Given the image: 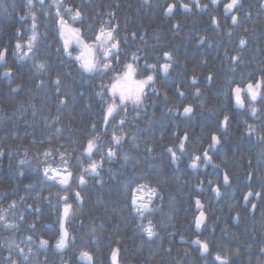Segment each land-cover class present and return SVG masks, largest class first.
Segmentation results:
<instances>
[{"label": "trees", "instance_id": "1", "mask_svg": "<svg viewBox=\"0 0 264 264\" xmlns=\"http://www.w3.org/2000/svg\"><path fill=\"white\" fill-rule=\"evenodd\" d=\"M174 1L61 0L60 11L66 20V7L83 13L82 22L73 26L83 30L88 43L102 24L107 26L105 22L111 21L112 25L120 26L116 35L122 49V63H133L132 56L135 54L140 57L135 63L143 70L145 60L148 64L165 63L164 52H172L174 57L169 73L162 75L157 72V91L149 90L143 109L128 104L126 112L120 111L115 118H110L103 130L104 109L106 102L111 101L107 88L101 85H110V77L114 73H83L78 63L64 53L56 28L54 0H44L43 5L34 0L32 11L37 15L39 33L35 56L23 65L19 75L14 71L11 83L2 75L6 67L16 69L21 63L11 54L13 45L18 39H28L32 21L30 18L20 19L27 12L26 0H0V47L10 48L6 63L0 66V150L4 152L0 158V214L18 224L17 228L6 229L0 222V264H9V250L20 264H45V261L47 264H63L64 261L67 264H83L79 258L82 250L93 254L94 264H110V253L115 247L120 248L122 264H200L189 248L191 246L178 242L181 236L189 240L192 234L197 233L194 226L198 213L194 199L197 197L209 205V216L218 215L228 220L223 229L264 231V212L245 218L247 214L235 213L239 216L238 222H235L232 219L235 215L230 216V203L225 195L217 197L211 189L213 185H209V181L216 182L215 177L209 180L214 171L202 169L203 162L196 169L189 166L192 156L202 155L211 143L210 135L222 133L219 120L226 114L234 115L232 109L226 108L231 103L230 89L220 87L217 77L219 35L211 22L216 13L212 9L207 10L205 37L208 40L200 44L199 38L195 37L198 30L194 27L187 29L182 25L184 27L173 31L167 27L168 23L159 29L152 26L153 18L161 22L163 18L167 22L170 20L163 12ZM112 13L114 15H110ZM141 14L144 15L143 21ZM69 23L72 21L69 20ZM16 29H23L24 35L16 36ZM132 33L136 34L135 37ZM142 38L146 47L141 52ZM173 38L177 42L172 49L169 40ZM77 51L73 46L74 56ZM40 62L47 67L38 71L35 65ZM113 65L118 67L115 61ZM206 72L213 76L211 83L204 76ZM148 74H151L150 70L143 71V75ZM194 76L196 84L191 82ZM57 77L61 82L60 93L56 92ZM17 84L22 86L21 90L12 92ZM197 88L200 95H196ZM178 90L185 95L180 96ZM99 92L105 93L103 97L97 95ZM65 96L67 102L61 105L59 101ZM189 104L194 106V114L181 117L177 110L180 113ZM121 119L124 120L123 125L119 124ZM232 122L235 123L232 127L235 134L246 137L258 133L264 135V126L247 133L248 127L241 119ZM185 131L189 133L186 154L181 157L176 169L167 148L178 145ZM113 134H123L119 145L114 143ZM93 137L99 151H94L89 158L84 149ZM243 141L238 136L235 142L232 141L222 163L214 157L223 171L243 167L239 163L240 153L254 149L249 147L252 140ZM261 143H257L258 150L264 152ZM109 148L116 152L111 159L106 155ZM149 148L152 151H148ZM46 151L51 153L50 157L44 156ZM61 154L73 174L68 189L72 213L67 228L70 236L75 238L64 253H58L54 247L60 234L58 217L62 210L56 194L63 195L64 191L59 184L45 181L43 177V169L49 165L64 167ZM177 154L180 155L179 151ZM125 155L129 157L127 161ZM101 159L104 163L99 170V178L83 171L92 161L99 162ZM20 160L28 163L21 166ZM21 171L23 175L19 174ZM80 175L86 180L82 186L77 179ZM137 183H148L160 192L155 201L157 211L149 217L156 225L159 236L151 240L138 228L140 221L129 206L125 192V185L134 188ZM197 185H201L203 190ZM74 191L81 193L83 202H77ZM13 201L17 206L10 209ZM5 209L8 211L5 212ZM20 216L23 220L19 219ZM30 224H34L35 228H30ZM28 236L33 238L32 242L25 239ZM41 237L49 241L46 248H41L38 243ZM14 245L24 248L25 252L32 248L28 261L23 260ZM10 246L13 247L10 249Z\"/></svg>", "mask_w": 264, "mask_h": 264}, {"label": "snow or ice", "instance_id": "2", "mask_svg": "<svg viewBox=\"0 0 264 264\" xmlns=\"http://www.w3.org/2000/svg\"><path fill=\"white\" fill-rule=\"evenodd\" d=\"M40 4H44V0H39ZM221 2V0H211L213 5H217ZM241 0H229L228 3L224 4V12L226 15H231L232 24L238 25L240 23V19L238 14H234L240 5ZM54 4L56 7L55 17H56V28L59 35V38L62 40V48L64 53L68 57H72L77 63L79 68L83 73H87L89 75L94 74H107L109 72L114 73L113 76L110 77L112 81L110 85L105 86L101 85L102 88H107V92L110 93L109 100L111 102H106V107L104 109L103 120L105 125L109 123V118H115V115L119 114L120 111L127 110V105L131 104L136 108L143 109L145 97L147 96L149 90L152 92H156L155 88L156 83V74L159 71L162 74L169 73L170 69L173 66V54L172 52H164L162 54L163 59L166 61L162 64H148L147 60H145L144 69L142 70L136 61H139L140 57L133 54L132 60L133 63H122L120 61V56L122 55V49L120 47V40L117 38V32L119 31V25H112L111 21L105 22V25H101L99 30L93 34L91 38V43H88L85 40V33L79 27H74L73 25L76 22H82L83 13L79 9H73L72 7L64 8V12L68 14V20L64 18V15L61 14L60 8L62 6L61 0H54ZM195 5L198 8L206 9L208 5H202L200 0H195ZM27 12L24 15L20 16L21 20H25L30 18L32 23L30 25L31 35L28 37L26 41H21L18 39L13 45L14 51H12V55L18 59L20 64H18L16 69L12 67H6L2 75L9 80V83L12 82V77L14 71L19 75L21 73L22 67L24 64L28 62V60L32 59L35 56V46L38 39L39 33L37 32V15L34 11H32L34 7V0H26ZM176 3H169L164 9V14L167 16H172L175 14V10L177 9ZM180 8H183L187 11H191V5L181 2L179 4ZM261 7L264 8V3L261 4ZM114 15V13L110 14ZM249 16L251 13L248 14ZM69 20L72 23H69ZM212 24L219 27V20L216 17L212 18ZM179 24L175 25L178 27ZM247 31V29H245ZM16 36L21 37L24 35L23 29H16ZM231 35V32L228 33ZM135 33H132V36L135 37ZM208 40L207 37H200V43L203 44ZM247 41L244 38L239 40V45L243 48L246 45ZM73 46L78 51L75 56L73 55ZM27 49L26 51L24 49ZM59 51V49H58ZM10 53V48L8 46L0 47V66H3L6 63L7 57ZM231 60L236 63L241 61V57L239 55L231 57ZM113 61L116 62L118 67H114ZM36 69L42 70L47 67V65L43 62L37 63L35 65ZM150 70L151 74L143 75V71ZM142 77V78H138ZM209 83L212 82L213 76L209 74L206 78ZM193 84H196L197 79L194 76L191 81ZM43 81L40 82L43 85ZM60 79L57 77L55 81L56 92L60 93ZM22 86L17 84L13 91L21 90ZM179 91V90H178ZM231 95L235 101V104L239 108L245 107V97H247L248 103L251 105L250 111L251 115L256 116L258 113L257 107L255 104L257 102L264 103V76L260 77L256 80L255 83L251 81H245L244 87H241L240 84H235L234 87L230 89ZM105 93L99 92L98 96L103 97ZM165 95H167L165 93ZM180 96H184L185 93L183 91H179ZM196 95H200V89H196ZM67 97L61 99L59 103L61 105L66 104ZM194 106L189 104L183 107L182 113H177L183 115L184 117H190L194 112ZM171 111V110H169ZM58 121V117L55 118ZM231 121V117L229 115H224L223 120L220 122V128L223 130H227L229 123ZM120 125L124 124V120L121 119L119 121ZM95 128V125L92 126ZM249 133L253 131L252 126L248 128ZM176 135V134H174ZM123 136V134H122ZM122 136H116L113 134V141L115 144L119 145L122 140ZM258 139L264 140V136H258ZM189 140V133L187 131L183 132L182 138L180 139L178 145L170 146L167 148V152L170 154V160L172 163H179L181 157L186 154V142ZM211 143L208 145V148L205 149L202 155H193L190 163V167L193 169L199 168L200 162L203 160V166L207 167L209 163L212 162V156L209 155V151L215 149L218 145L221 144V137L215 133L210 135ZM94 151H99V146L97 144L96 138L93 137L87 141V146L84 149L91 158ZM148 151H152L151 148ZM179 151L180 155L177 154ZM3 150H0V156H3ZM106 155L109 159L116 156V152L113 149H107ZM45 157H50V152L44 153ZM125 161L129 159L127 155L124 157ZM28 161L20 160L19 164L21 166L27 164ZM61 163L64 165L63 168L52 167L51 165L45 167L43 169V177L45 181H52L54 183L59 184L64 194L61 195L57 193L58 203L62 204L61 214L58 217V227H59V238L55 241V249L58 252H64L70 242L74 241V237L70 236V233L67 228V222L69 216L72 213V204L68 202L69 195L68 189L71 187L70 181L72 179V172L67 168V161L63 159V154H61ZM104 161L101 159L99 162L92 161L86 168L83 169L84 172L90 173L94 177H100V168L103 165ZM218 167V166H217ZM23 175V171L19 173ZM79 185L86 184L85 177L80 175L77 177ZM252 179V173L249 172L247 174V180L250 182ZM223 184L226 187H231V178L228 173L225 171L222 176ZM100 183H103L102 179H99ZM209 183H213L209 181ZM28 187H33L29 185ZM198 188L202 189L201 185H197ZM217 197L221 195L220 185L216 184V186L212 189ZM125 192L127 193L129 199V206L131 207L133 213L137 216L140 223L137 225L140 229L141 233L146 236L147 239L151 240L159 236L158 231L156 230V225L153 224L152 220L149 218L153 213L157 211V206H155L156 199L160 196L159 189L156 187H150L148 183H137L134 188L130 185H125ZM51 195V194H50ZM74 197L77 202H83V197L79 191H74ZM261 198L260 192H253L249 187V190L243 196V202L245 206H248L251 199H259ZM23 199V197L21 198ZM195 204L197 209H199V216L194 219V224L197 230L201 229L207 220V216L204 209V205L201 203L199 198L195 199ZM16 201H13L11 205H9L10 209H14L16 207ZM31 208V205H28ZM257 205L255 203H251L250 210L255 212ZM5 212L8 209L4 210ZM38 212L39 209H36ZM20 220H23V216L19 217ZM237 222L239 220V216L234 218ZM147 220V223H145ZM0 222H3V227L6 229H14L18 227V224L14 221L8 220L5 215L0 214ZM30 228H35L34 224L29 225ZM49 227H51L49 225ZM95 229H93V233ZM28 242H32L33 238L28 236L25 238ZM185 238L181 236V240L183 241ZM41 248H46L49 245V241L44 238H39L38 241ZM192 244H195L199 247V250L203 254H208L210 251V245L206 240H201L199 237H196L191 241ZM13 246H10V249ZM16 251L23 258L24 261L29 260V255L32 254V248L29 247L27 252H25L24 248L19 247L18 245H14ZM170 251V249H169ZM238 251V250H237ZM261 253L264 254V247L260 249ZM119 253L120 248L116 247L112 249L110 255L111 264H119ZM79 258L82 260H86L87 264H94V257L90 251L82 250L79 253ZM9 264H20L13 257V253L9 250L8 253ZM232 264L230 258L228 256H222L219 253H216L213 257V264ZM47 264V261H45ZM63 264H67V261H64Z\"/></svg>", "mask_w": 264, "mask_h": 264}, {"label": "flooded vegetation", "instance_id": "3", "mask_svg": "<svg viewBox=\"0 0 264 264\" xmlns=\"http://www.w3.org/2000/svg\"><path fill=\"white\" fill-rule=\"evenodd\" d=\"M181 2L191 5V11L180 8L179 4ZM228 2L229 0H221L219 4L213 5L211 0H200L202 5H208L206 9H201L196 7L195 0H175L172 2L176 3L178 6L175 10V14L167 16L163 12L164 16L170 20L167 22L163 18L161 22L157 18H153L154 23L152 26L159 29L164 28V25L168 23L167 27L173 31L174 29H180L184 26L187 29L194 27V29L198 30L195 37L199 38L200 43V37H205L206 33L207 10L212 9L216 14L211 17V22L213 17L219 20V27L217 28L215 26L219 35V54L216 59L217 77L220 87H227L229 90L234 87L235 84H240L241 87H244L245 81L255 83L257 79L264 76V24L262 23L264 19V8L261 7L264 0H241L238 9L234 13L238 14L240 23L235 26L232 24L231 15H226L224 12V4ZM249 13H251L250 16L248 15ZM141 16V20L143 21L144 15L141 14ZM177 23L179 26L175 27ZM245 29H247V31H245ZM229 32H231V35L228 34ZM241 38L247 41L243 48L239 45V40ZM176 42L174 38L170 39L169 47L173 49ZM144 46L146 47V41L142 38L140 40L141 52L145 50ZM183 50L185 51L184 48ZM179 51L182 50L180 49ZM237 55L241 57V61L234 63L231 57ZM141 57L143 58V56ZM14 58L17 59L16 57ZM203 62L206 63L205 61ZM207 75L208 73L206 72L204 76L207 77ZM230 96L231 103H228L229 105L226 108L232 109L234 116H230L231 121L226 131L221 129L218 125L222 133L220 135L218 133L215 134L221 137L222 142L215 149L209 151V155L212 156L213 164L209 163L207 165L209 167L203 166L202 169L214 171V174L209 180L215 177L216 182L209 183V185H213L211 189H213L216 184L220 185L221 195H225L227 202L230 203V216H234L235 213L241 212L242 214H247L244 215V218L252 217L258 212L259 215L264 212V152L258 150L259 144H257L258 142H262L261 146L264 147V140L258 139V136L264 135L258 133L257 135L246 137L245 135L240 136L239 134H235L232 129L235 123H233L232 120L241 119L245 126L248 128L252 126L253 131H257L256 127L264 126V103L257 102L255 104L258 113L256 116H253L251 115V105L248 103L247 97H245V107L239 108L235 106L231 91ZM222 120L223 119L219 120V124ZM247 133H249L248 129ZM237 136L243 139V142L252 140L249 147L254 149L240 153L239 156L241 160L239 163L243 164V167L237 166L233 170H225L227 173L229 172L228 175L231 178V187H226L222 181V176L225 171L219 166V163L214 161V157H217L222 163V161L226 159L225 157L227 151L231 148L232 141L235 142ZM207 148L208 145L206 146V149ZM201 162H203V160ZM249 172L252 173L250 182L247 180V174ZM249 187L253 192H260L261 198L251 199L249 205L245 206L242 198L249 190ZM251 203L257 205L255 212L250 210ZM203 205L207 220L197 233L190 236L192 238L189 239L188 242L185 241L191 246L189 248L196 254L197 261H199L200 264H213V257L216 253L222 256H228L232 264H264V254L260 251V249L264 247V231L248 232L225 230L223 229L224 223L228 220L218 215L209 216L207 214L209 205H206V203H203ZM235 217L237 216L235 215L232 219ZM258 218H260V216H258ZM234 221L237 222L235 219ZM196 237H199L201 240H206L209 243L210 251L208 254L201 253L199 247L191 243Z\"/></svg>", "mask_w": 264, "mask_h": 264}, {"label": "water", "instance_id": "4", "mask_svg": "<svg viewBox=\"0 0 264 264\" xmlns=\"http://www.w3.org/2000/svg\"><path fill=\"white\" fill-rule=\"evenodd\" d=\"M15 87H13L12 88V91H13V89H14ZM13 92H18V91H13ZM235 102V101H234ZM235 106H236V104H235ZM183 111V110H182ZM182 111H181V113H182ZM194 113V112H193ZM193 115V114H192ZM191 115V116H192ZM182 117H184L183 115H181ZM106 126L107 125H105V123H104V127L106 128ZM87 154V153H86ZM2 156H0V158H1ZM174 166H175V168H178V166H179V164L178 163H172ZM211 164H213L212 162H211ZM201 201V200H200ZM202 203V202H201ZM196 209H197V206H196ZM197 210H199V209H197ZM199 216V215H198ZM67 226V225H66ZM200 230V229H199ZM69 231V230H68ZM70 233V232H69ZM116 248V247H115ZM57 251V250H56ZM66 251V250H65ZM64 251V252H65ZM58 252V251H57ZM64 252H62V253H64ZM58 253H61V252H58ZM111 255V254H110ZM80 261L83 263V264H87V261L86 260H82V259H80ZM109 261H110V258H109ZM110 264H111V262H110ZM119 264H121V262H120V253H119Z\"/></svg>", "mask_w": 264, "mask_h": 264}]
</instances>
